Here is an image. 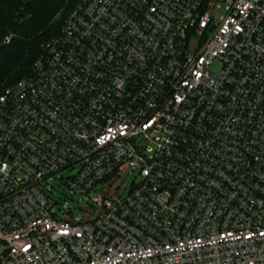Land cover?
Listing matches in <instances>:
<instances>
[{
	"label": "built area",
	"instance_id": "obj_1",
	"mask_svg": "<svg viewBox=\"0 0 264 264\" xmlns=\"http://www.w3.org/2000/svg\"><path fill=\"white\" fill-rule=\"evenodd\" d=\"M77 166L138 181L73 223ZM0 264H264V0H78L0 96Z\"/></svg>",
	"mask_w": 264,
	"mask_h": 264
},
{
	"label": "trees",
	"instance_id": "obj_2",
	"mask_svg": "<svg viewBox=\"0 0 264 264\" xmlns=\"http://www.w3.org/2000/svg\"><path fill=\"white\" fill-rule=\"evenodd\" d=\"M78 0H0V96L32 69Z\"/></svg>",
	"mask_w": 264,
	"mask_h": 264
},
{
	"label": "rangeland",
	"instance_id": "obj_3",
	"mask_svg": "<svg viewBox=\"0 0 264 264\" xmlns=\"http://www.w3.org/2000/svg\"><path fill=\"white\" fill-rule=\"evenodd\" d=\"M78 169L79 166L63 170L49 183L57 201L54 207L55 211L60 217L73 223L91 220L100 214V205L96 198L111 196L115 200H122L127 197L135 181H138V171H132L127 175L115 176L101 182L90 194L80 195L72 192L67 184L59 180L62 176L68 178L75 175Z\"/></svg>",
	"mask_w": 264,
	"mask_h": 264
}]
</instances>
